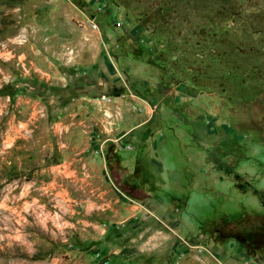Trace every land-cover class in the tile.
<instances>
[{
	"label": "rangeland",
	"instance_id": "374dc122",
	"mask_svg": "<svg viewBox=\"0 0 264 264\" xmlns=\"http://www.w3.org/2000/svg\"><path fill=\"white\" fill-rule=\"evenodd\" d=\"M0 264H264V0H0Z\"/></svg>",
	"mask_w": 264,
	"mask_h": 264
}]
</instances>
